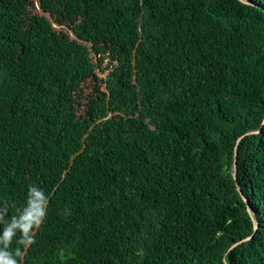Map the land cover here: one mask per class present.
Returning a JSON list of instances; mask_svg holds the SVG:
<instances>
[{"label":"trees","instance_id":"1","mask_svg":"<svg viewBox=\"0 0 264 264\" xmlns=\"http://www.w3.org/2000/svg\"><path fill=\"white\" fill-rule=\"evenodd\" d=\"M30 185L22 264H264V0H0L7 220Z\"/></svg>","mask_w":264,"mask_h":264},{"label":"clouds","instance_id":"2","mask_svg":"<svg viewBox=\"0 0 264 264\" xmlns=\"http://www.w3.org/2000/svg\"><path fill=\"white\" fill-rule=\"evenodd\" d=\"M48 197L42 189L30 185L27 193L26 205L18 210V214L6 219L7 207L0 210V264H22L26 250L35 243V230L39 229L47 215ZM17 247L11 249L13 238ZM23 246L24 251L21 250Z\"/></svg>","mask_w":264,"mask_h":264},{"label":"water","instance_id":"3","mask_svg":"<svg viewBox=\"0 0 264 264\" xmlns=\"http://www.w3.org/2000/svg\"><path fill=\"white\" fill-rule=\"evenodd\" d=\"M235 156H236V151H235ZM233 178H234V180H236L235 161L233 164ZM238 191L240 192L239 188H238ZM248 211H249V209H248ZM254 225H256L255 222H254Z\"/></svg>","mask_w":264,"mask_h":264}]
</instances>
